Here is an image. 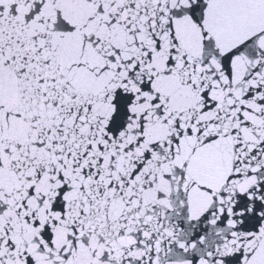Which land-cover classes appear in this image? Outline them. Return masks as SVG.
<instances>
[{
    "label": "snow or ice",
    "instance_id": "obj_1",
    "mask_svg": "<svg viewBox=\"0 0 264 264\" xmlns=\"http://www.w3.org/2000/svg\"><path fill=\"white\" fill-rule=\"evenodd\" d=\"M0 264H264V0H0Z\"/></svg>",
    "mask_w": 264,
    "mask_h": 264
}]
</instances>
